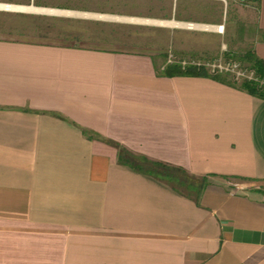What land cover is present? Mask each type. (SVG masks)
I'll list each match as a JSON object with an SVG mask.
<instances>
[{
  "label": "crops",
  "instance_id": "obj_1",
  "mask_svg": "<svg viewBox=\"0 0 264 264\" xmlns=\"http://www.w3.org/2000/svg\"><path fill=\"white\" fill-rule=\"evenodd\" d=\"M186 1L0 0V264H264V99L158 72Z\"/></svg>",
  "mask_w": 264,
  "mask_h": 264
},
{
  "label": "rangeland",
  "instance_id": "obj_2",
  "mask_svg": "<svg viewBox=\"0 0 264 264\" xmlns=\"http://www.w3.org/2000/svg\"><path fill=\"white\" fill-rule=\"evenodd\" d=\"M65 1L36 0L48 4ZM182 8L187 10L190 21H201L204 29H194V22H188V26L193 27L188 32L166 35L156 30L151 33L160 44V49L153 50L160 68L167 60L183 59L184 63L204 64L210 72L227 74L239 83L253 76L249 63L235 60V56L252 49L258 37L255 0H187L183 7L180 5L179 9ZM24 21L0 15V33L10 32L12 24Z\"/></svg>",
  "mask_w": 264,
  "mask_h": 264
},
{
  "label": "trees",
  "instance_id": "obj_3",
  "mask_svg": "<svg viewBox=\"0 0 264 264\" xmlns=\"http://www.w3.org/2000/svg\"><path fill=\"white\" fill-rule=\"evenodd\" d=\"M256 2L259 0H255ZM246 61L249 63V69L253 72V76L251 78H245L241 83L235 81L234 79L229 78L227 74H223L220 72L212 73L209 68L201 63H184L183 59L175 60L166 63L158 72L161 75L173 77V76H205L211 77L217 81L226 83L233 87L245 90L253 96L263 98L264 99V60L256 55L253 49L247 50L242 55H236L235 60ZM125 152V151H124ZM162 167V164H157ZM160 167L155 166L153 169L155 174H159L157 172V168ZM141 168V167H138ZM151 171V170H150Z\"/></svg>",
  "mask_w": 264,
  "mask_h": 264
},
{
  "label": "built area",
  "instance_id": "obj_4",
  "mask_svg": "<svg viewBox=\"0 0 264 264\" xmlns=\"http://www.w3.org/2000/svg\"><path fill=\"white\" fill-rule=\"evenodd\" d=\"M254 1V0H253Z\"/></svg>",
  "mask_w": 264,
  "mask_h": 264
}]
</instances>
